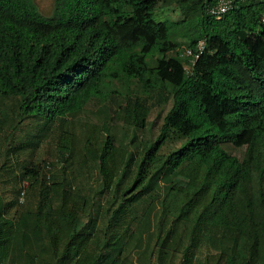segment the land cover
I'll return each instance as SVG.
<instances>
[{"label":"trees","instance_id":"16d2710c","mask_svg":"<svg viewBox=\"0 0 264 264\" xmlns=\"http://www.w3.org/2000/svg\"><path fill=\"white\" fill-rule=\"evenodd\" d=\"M214 2L52 0L44 15L0 0V100L16 118L0 120V263L120 264L156 209L150 264H195L204 239L199 264H264V0H231L219 18ZM152 93L170 102L154 138L114 144L111 115L136 139ZM91 103L106 120L80 138L69 119ZM50 137L55 160L34 159Z\"/></svg>","mask_w":264,"mask_h":264},{"label":"rangeland","instance_id":"374dc122","mask_svg":"<svg viewBox=\"0 0 264 264\" xmlns=\"http://www.w3.org/2000/svg\"><path fill=\"white\" fill-rule=\"evenodd\" d=\"M38 10L44 14L47 15L51 8V2L52 0H34ZM174 8H172L173 10ZM170 10L169 12H164L167 14V17L175 19L177 17L176 13L174 11ZM163 13V12H161ZM163 13V14H164ZM158 17L160 15H157ZM258 29L260 30L262 36H264V25L260 24ZM142 98L146 99V105L149 109V114L146 120L145 127L140 130L136 131V139L132 136V131L129 127L124 125L120 120H117L115 118V115H111L114 118L111 119L110 122V132L113 136V142L116 145H120L123 148H126L128 150H137L141 149L140 145L137 146L138 142L148 139H153L154 136L157 133V128L160 124L161 117L165 113V111L168 109L170 102L167 100L163 101L158 99V95L152 93L149 96H146L145 94H142L140 96ZM119 98H117V104L119 103ZM107 106V103L104 104ZM14 106L13 102L11 100H0V120L2 119V113L6 115L5 121L12 125L16 123V118L13 114ZM106 110L101 107L100 104H89L87 105L84 110L75 118L69 119V131L73 132L74 134H77L78 137L82 138L85 135L84 127L86 125H94V126H100L103 124L102 122L106 120L105 118ZM25 124L29 125V128H33L35 126V122L32 119L25 120ZM27 127H23L22 130L19 131L17 136L14 137V140L17 139L18 136L23 135V133L26 132V129H29ZM8 129L1 128L0 129V149L7 147L8 143L4 142L2 138H4L5 134L8 133ZM75 135V136H77ZM52 139V140H51ZM17 144V142H16ZM54 138L50 137L43 143H41L33 152L32 157L34 159L40 158L46 160H55L54 159ZM177 147V143H167L164 146L161 147L160 153L169 152L173 148ZM225 150L229 152L231 155L236 156L237 158L241 157L242 148H236L231 147L229 145L224 146ZM2 154V153H1ZM1 156V155H0ZM25 154L20 155L21 158H25ZM1 159V157H0ZM88 172L86 170L83 173ZM89 174L93 177L96 175V170L94 167H91L89 169ZM6 188L8 185L5 186ZM162 186H160L159 194L163 195ZM88 194H91V190L88 192ZM174 192L169 191L170 198L175 197L173 196ZM110 196V193H103L102 199H107ZM156 206V204H155ZM157 210L154 209L151 215L149 227L146 228H140L137 229L136 232L133 235V238L131 242L126 246L124 249L120 264H150L149 261V251L152 248L153 245V233L155 231V221L157 218ZM86 218H82L80 220L81 223L86 222ZM105 224V221L102 219V217L96 216L95 220V227H94V235L92 236L93 241H99L102 239V232L99 230L103 225ZM213 252V248L210 245L209 240L204 239V243L202 247L199 249L195 256V264H199L202 260V256L206 253ZM172 264H174V258L171 260Z\"/></svg>","mask_w":264,"mask_h":264},{"label":"built area","instance_id":"2783aa9c","mask_svg":"<svg viewBox=\"0 0 264 264\" xmlns=\"http://www.w3.org/2000/svg\"><path fill=\"white\" fill-rule=\"evenodd\" d=\"M231 7V0H215V2L207 8V13L214 18H219L222 14H224ZM260 22L264 25V16L260 18ZM203 47V41L200 40L196 43V52L192 53V57L190 59V65L193 64L194 60L197 58L198 53L201 51ZM184 54L189 55L190 51L187 50ZM21 200V199H20ZM2 264V263H0Z\"/></svg>","mask_w":264,"mask_h":264},{"label":"clouds","instance_id":"9594fccd","mask_svg":"<svg viewBox=\"0 0 264 264\" xmlns=\"http://www.w3.org/2000/svg\"><path fill=\"white\" fill-rule=\"evenodd\" d=\"M263 25V24H262Z\"/></svg>","mask_w":264,"mask_h":264}]
</instances>
